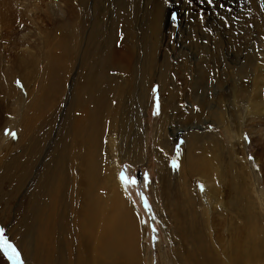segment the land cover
Listing matches in <instances>:
<instances>
[{"label": "rangeland", "instance_id": "rangeland-1", "mask_svg": "<svg viewBox=\"0 0 264 264\" xmlns=\"http://www.w3.org/2000/svg\"><path fill=\"white\" fill-rule=\"evenodd\" d=\"M59 1L40 0L37 8L30 10L23 19L13 21L10 28L5 30L0 24V30L4 31L0 36V47L13 41L21 45L17 51H22L25 47L36 50L37 47L43 46L44 31L48 23L47 13H44L46 3L54 6L58 5ZM107 1L112 2L111 11ZM133 2L136 5L132 12L133 17L128 20L131 26L126 31L117 33L109 22L114 5H121V0L120 3L117 0H88L82 35L72 56L73 62L66 73L64 87L57 94L56 108L45 113L46 116L43 117H33L28 114L32 112L29 109L28 113L24 111L23 114L32 119L31 131L24 140V127L19 123L23 118V105L39 83L35 75H29V64L26 71H16L12 81L6 78L5 83L11 87L9 88L12 98L7 97L6 100L4 93H1L0 264H28L29 260L24 255L25 249L20 245L17 236L21 226L22 232L24 230L23 238L29 233L32 241L34 233L31 229L35 226L40 238L45 236L51 244L62 243L66 252H69L70 248L73 249L72 242L77 246L80 241L77 229H73L72 223H67L68 219L71 220L70 212L77 214L76 221L80 223L84 218L83 211L78 210V205L73 200L70 201V195L68 200L63 198L58 179L49 181L50 175L46 178L42 171L53 153L55 142L62 139L68 142L74 135L72 109L75 107L72 106V101L76 99V92H82L78 84L83 80L81 73L85 74L83 68L86 60L98 63L97 69H102L110 75L114 88L112 93L122 96L120 106H117L118 100L113 99L112 110L106 119L105 125L109 129L107 134L102 136V181L97 184L99 186L96 192L105 200L106 193L112 191L109 176L122 183V191L137 215V231L134 232L135 247L139 255L137 264H163L164 252L167 260L165 262L176 263L172 261L169 251L172 242V246L177 247L174 230L168 242L164 238L165 227L168 226V231L172 221H181L182 217L174 215L180 206L184 207L190 202L188 197L191 195L194 197L191 201L195 204V211L203 214L202 211L207 210L210 216L218 217L224 224L229 222L230 217H237L240 212L238 208L234 210L228 206L232 185L226 183L230 180L227 174L224 175V180L221 179L222 182L212 181L216 182L215 186L224 198L226 210H223V214L214 202L215 197L211 192L207 193L199 173L193 177V193L184 192L186 189L178 183L180 154L184 153V145L191 140L189 136L192 133L202 132L217 138L225 155L220 158L223 162H215L223 165L229 173L237 174L240 171L244 176L242 183L235 182L241 191L247 192L244 195V218H251L258 226H264V196L260 194V191L264 190V0H164V6L167 8L166 22L157 37L159 49L152 65L149 63V53L146 49V44L150 41L144 37L142 29L145 23L150 21L149 15L153 7L150 0ZM145 10L149 11L144 13ZM225 39H228V42H225ZM29 40H34L37 45ZM91 42L107 44L108 49L103 53ZM102 53L105 57L109 56L108 62L105 60L107 63L103 60ZM246 63L248 70L242 72L241 67ZM200 66L204 69L206 78H199L202 77L201 71L199 75ZM134 93H141L144 99L141 105L135 102ZM196 93L200 101L201 96L203 100L206 99L207 103L202 107L194 101ZM18 98L22 101H18ZM251 102L252 106L249 104ZM217 107L224 111L225 120L215 116ZM115 110H118L116 114ZM126 110L131 112V116H128L129 122L135 124L127 129L139 134L138 142L132 138V133H128V136L126 134L125 137L118 132ZM33 112L39 114V111ZM139 113L141 119L137 124L142 125L140 128V125L135 123V117ZM10 120L12 125H5ZM223 120L229 127L219 124ZM244 120L249 128H242ZM250 125L254 126L250 128ZM230 142L237 151L235 158ZM128 145L138 151V154L135 153L137 158L126 155L125 146ZM212 148L209 145L208 149ZM202 150L200 144L199 154L203 153ZM54 154L55 157L59 155ZM202 156L206 160L205 153ZM212 162L208 164L210 167L207 165L204 169L209 170ZM252 168L261 173L258 183L254 181ZM200 171L201 169L198 172ZM200 173L202 175V172ZM128 178L136 182L129 183ZM229 184H232L231 181ZM163 187L166 195H163ZM205 202L208 205H204ZM166 203L169 213L164 208ZM46 208H51L52 219H55L56 213H65L66 218L59 227L57 226L55 235L45 231L42 215L43 209L46 212ZM111 213L114 214V211ZM30 216L33 220L29 219ZM238 220L241 221L240 218ZM53 222L55 224V221ZM97 227L98 221L93 227L95 233ZM261 231L264 232L261 229L253 232L259 236ZM160 239L163 241L160 242L163 250L159 246ZM223 242L226 252L227 238H223ZM13 249L15 255L12 253ZM229 252L233 254V250ZM64 256L69 259L67 254ZM121 263L128 264L127 260H121Z\"/></svg>", "mask_w": 264, "mask_h": 264}, {"label": "bare ground", "instance_id": "bare-ground-1", "mask_svg": "<svg viewBox=\"0 0 264 264\" xmlns=\"http://www.w3.org/2000/svg\"><path fill=\"white\" fill-rule=\"evenodd\" d=\"M117 1L120 3V0ZM150 1L153 7L149 15L150 21L144 22L145 25L143 26L142 32L144 33V37L147 38V41H150L146 44V49H148L149 53V63L152 65L155 63V58L158 54L159 40L157 37L159 33L161 34V30L166 22L167 8L164 6V0ZM107 2L108 8L111 11L112 2ZM39 3L40 0H0V24L2 28L5 30L10 28L13 25V21L23 19L30 10L37 8ZM46 4L47 8L44 13H47L46 20L48 23H46V29L44 31L43 46H40V48L37 47L36 50L25 47L22 48V51L21 49L17 51V49L21 48V45L13 41L11 44H4L0 47V97H2L1 93H4L6 100L7 97H11V87L9 86V88L8 85H6V78L12 81V77L16 74L15 72L18 70L26 71L27 64H29L31 67L29 69V75H35L39 85L37 88L34 87L35 89L32 90L33 93L28 96V101L23 105L22 114L24 111L28 113L29 109L32 112L28 114L33 115V117L36 115L42 117L46 116L45 113L56 108V102L58 100L57 94L60 89L64 87L66 73L73 62L72 56L76 50L77 42L82 35L83 23L87 15L88 0H60L58 5L54 3L58 7L55 5L54 7L51 3ZM135 6L133 0H121V5H114V11L110 14L109 25H112L117 33H121L122 30L126 31L131 26V22L128 20L133 17L132 12ZM148 11L149 10H145L144 13ZM3 33L4 31L0 30V36ZM31 41L34 42V40H29V42ZM92 42L91 44L97 46L103 53L108 49L107 44ZM225 42H228V39H225ZM34 44H36V42H34ZM103 53V60H107L108 62L109 56L105 57ZM97 57L99 58V56ZM98 58L96 60H98ZM107 62L105 61V63ZM188 62H190V60ZM97 64L96 62L91 63L86 60L83 68L85 74H83V72L81 73V78H83V80L78 84V88H81L82 92H76L74 95L76 99L72 101V106L75 107L72 109V119L75 124L72 140L69 139V141L66 142L62 139V141L55 142L53 153L46 164H44V170L42 171L44 177L47 178V175H50V178H48L49 181L58 179L63 198L68 200L70 195V201L73 200L78 205V210L83 211L84 218L80 223L76 221L77 214H71V212V220L68 219L69 222L67 223L68 225L72 223L74 227L72 228L74 230L77 229L76 231L77 234L79 232L80 241L76 244L77 246H74V242H72L73 249L70 248L68 249L69 252H66L64 251L62 243L56 245L52 242L51 244L49 242L50 240L48 241L45 236L40 238V236H38L39 234L37 235L39 231L36 230L35 226H32L31 229L34 233L33 240L31 241L29 233L23 238L24 230L22 232L23 226H21V228H18L20 233L17 232V236H19L18 241L20 239V245L25 249L24 255L29 260L28 264H122L121 260H127L128 264L129 262L130 264L138 263L139 255L135 247L136 239H134V232L137 231L138 224L136 219L137 215H135L136 212L134 211V207L129 203L122 191V183L114 181V179L109 176V180L111 179L110 186L112 191L106 193L107 196L105 195V200H102L96 192L99 186L97 184L102 181V136H104V134L106 135L109 129L105 125L107 122L106 119L112 110L111 102L113 99L118 100L117 106H120V99H122L121 95L117 96L116 93H112L114 88L110 75L105 73L102 69L98 70ZM247 67V63L243 64L241 67L243 71H241L245 72V70H248ZM200 71L202 77L199 78H206L207 75L202 67L199 70V75ZM35 76H33L34 80ZM197 93L196 96H194V101L202 107V105L207 103L206 99L203 100L201 96L200 101L197 98ZM111 94H113L112 98L110 97ZM134 96L136 98L135 102H139L141 105V102L144 100L142 99L141 93H134ZM17 100L20 102L22 101L21 98ZM3 102L5 103V101ZM252 103L253 102L249 104L252 106ZM255 106L257 107V105ZM220 109L218 108L217 111H215V116H219L220 119L225 120L224 111ZM33 110L39 111L37 112L39 114H35L36 112H33ZM41 111L44 113H40ZM117 112L118 110L114 111L115 114ZM25 113L23 114L22 120H20L21 122H19L20 125L22 124L24 127V132H22L23 140L28 135L29 131H31L32 120H30L31 117ZM128 116H131V112L126 110L124 112V121L119 125L118 132L121 136L125 137L126 134L128 136V133H132V138L138 142L137 138L139 134L136 133V131H132V129H127L128 126H135L134 123L129 122ZM136 116L135 123L138 126L140 125V128L142 125L137 124L141 119L140 113ZM244 118L249 122L246 116H244ZM224 120L223 122H219V124L229 127ZM247 121L244 120V124H242L243 129L245 127L249 128ZM7 122L9 123L5 125H12V120ZM5 125L4 127H6ZM253 126L250 125V128ZM115 130L116 129H114L113 132H115ZM189 137L191 140L184 145V153L180 154V163L177 169L179 177L178 183L181 184L182 187L184 186L186 189H183L184 192L193 193V177L196 175L198 176L199 173L200 179L208 190L207 193L211 192L215 197L214 202L219 206L220 213L223 214V210H226L225 201L217 189V186H215L216 182L214 183L212 181L218 180L222 182L221 179L224 180V175L227 174L230 180L226 183L232 185L229 191L231 199H229L228 206L233 207L234 210L238 208L241 213H237V217H230L229 222L224 224L218 217L214 218V216H210L207 210L202 211L203 214L195 211V204L191 201V199L194 200V197H192V195L188 197L190 202L184 207L180 206L177 213L174 215L175 217H178L177 215L182 217L181 221H172V225H170L168 231L166 230L168 226L165 227V240L169 242L170 236L174 233L175 244H177L175 248L172 246L174 242L170 244L171 250L169 251L173 258L172 261L176 262L175 264H264V232L261 231L259 236H256L253 232L256 229L264 231V226H258L251 218H244L243 212L246 211L244 195L247 192L241 191L237 186L238 184H236L244 181L243 174L240 171L237 174L234 172L229 173L223 168V165L219 162L218 164L215 162L217 160L223 162L224 160L222 161L220 158H222V155H225L216 137L206 135L202 132L198 134L192 133ZM156 138L159 139L158 136ZM230 143L235 158V153L237 151L234 144L232 142ZM162 144L167 147L164 141ZM200 144L201 149H203L201 151L203 152L202 154L198 152ZM209 145L213 147L212 150L208 149ZM125 150L126 155L137 158L135 153L138 151L129 145L127 147L125 146ZM207 151L209 153H207ZM54 153H59V155L55 157ZM204 153L207 157L206 160L204 156H202ZM200 159L203 161L201 162ZM211 161H213L211 168L205 170L204 168ZM200 169L202 175L198 172ZM252 172L255 183H258L259 180H261L259 179L261 173L254 171L253 168ZM230 181L232 184H229ZM208 184L210 185L208 186ZM162 192L164 195V187L162 188ZM260 194L264 196L263 189L262 192L260 191ZM202 195L203 197L205 196L204 192ZM182 197H179V199ZM163 199L164 198H162V200ZM204 205L208 204L206 203ZM166 206H168V203H166L164 207L168 212V207ZM112 210L114 214L111 213ZM50 214L51 208H46V212L43 209L42 221L45 222H43L45 224V231L48 230L50 234L55 235L54 233L57 232V226L59 227L66 217L65 213L60 212L56 213L55 219H52ZM32 218L33 217L30 216L29 219ZM239 218L241 221L238 220ZM53 221H55L56 225ZM97 221L98 227L95 233L93 227ZM172 230H174L173 233ZM223 238H227L228 242V249L226 252H224ZM162 239L159 240V246L160 242H163ZM160 247V249H162L163 246L161 245ZM229 250H233V254H231ZM64 254L68 255V260L65 258ZM170 254L168 256H170ZM162 255L163 264H168L165 262L167 261L164 257L165 252Z\"/></svg>", "mask_w": 264, "mask_h": 264}, {"label": "snow or ice", "instance_id": "snow-or-ice-1", "mask_svg": "<svg viewBox=\"0 0 264 264\" xmlns=\"http://www.w3.org/2000/svg\"><path fill=\"white\" fill-rule=\"evenodd\" d=\"M209 2H211V0H209ZM157 110H158V105H157ZM13 135H14V133H13ZM128 182L134 184L136 181L134 179L128 178ZM12 253H13V255H15V250L14 249L12 250Z\"/></svg>", "mask_w": 264, "mask_h": 264}]
</instances>
